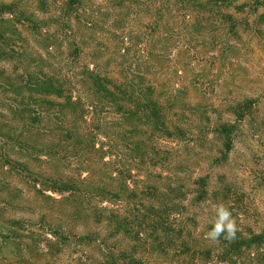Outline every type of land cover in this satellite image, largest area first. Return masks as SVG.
<instances>
[{
  "label": "trees",
  "instance_id": "obj_1",
  "mask_svg": "<svg viewBox=\"0 0 264 264\" xmlns=\"http://www.w3.org/2000/svg\"><path fill=\"white\" fill-rule=\"evenodd\" d=\"M233 3L56 0V40L45 46L67 49L65 60L0 70L20 150L40 162L35 186L73 223L46 235L87 240L101 264H264V233H246L243 213L236 240L214 243L197 212L217 195L211 174L195 170L204 149L221 138L226 160L242 133L239 122L213 123L216 100L230 95L213 71L232 53ZM19 7L0 2V24L13 29ZM40 13L25 10L18 22L44 33ZM247 112L237 109L241 120Z\"/></svg>",
  "mask_w": 264,
  "mask_h": 264
},
{
  "label": "rangeland",
  "instance_id": "obj_2",
  "mask_svg": "<svg viewBox=\"0 0 264 264\" xmlns=\"http://www.w3.org/2000/svg\"><path fill=\"white\" fill-rule=\"evenodd\" d=\"M14 1L20 6L16 10L15 27L5 28L0 24V70H8V61L12 66L19 60H65L67 49L47 52L45 46L56 40L53 21L56 0H0L6 4ZM49 6L53 11L47 14ZM25 10L43 12L35 20L40 27L49 23L45 25L47 31L23 27L18 19L25 20ZM229 12L236 20L237 35L230 43L229 59L214 60L218 67L213 75L226 81L230 95L227 102L224 95L216 98L219 108L213 123L219 124V117L239 122L242 133L226 160L221 155L223 139L214 138L204 149L208 160L195 170L211 174L217 195H213L211 204L202 205L197 212L204 228L213 221V206L223 203L236 220L243 213L242 228L246 233L257 234L264 233V0H234ZM4 49L8 54L9 50H16L24 55L14 53L9 58L4 56ZM224 62L230 66L220 68ZM7 77L5 74L0 78ZM2 83L0 80V86ZM0 92V264H101L100 249L87 240L46 235L47 229H57L60 225L63 226L58 229L60 233L69 232L73 223L67 209L55 208L38 192L35 185L40 162L21 152L18 120L13 127L15 138L10 136L14 130L9 122L11 115L5 107L1 87ZM240 106L248 110L242 120L237 114Z\"/></svg>",
  "mask_w": 264,
  "mask_h": 264
},
{
  "label": "clouds",
  "instance_id": "obj_3",
  "mask_svg": "<svg viewBox=\"0 0 264 264\" xmlns=\"http://www.w3.org/2000/svg\"><path fill=\"white\" fill-rule=\"evenodd\" d=\"M214 218L212 226L206 233V239L218 243L221 238L232 243L237 238L238 225L230 209L223 203L213 206Z\"/></svg>",
  "mask_w": 264,
  "mask_h": 264
}]
</instances>
